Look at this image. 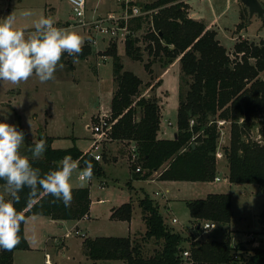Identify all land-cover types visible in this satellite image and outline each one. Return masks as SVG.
<instances>
[{"label": "trees", "instance_id": "obj_1", "mask_svg": "<svg viewBox=\"0 0 264 264\" xmlns=\"http://www.w3.org/2000/svg\"><path fill=\"white\" fill-rule=\"evenodd\" d=\"M141 7L152 11L133 16L126 22L129 30L125 40L126 54L143 59L144 48L138 34L143 28L148 53L166 66L179 58L181 83L176 130L171 137L160 136L162 102L158 95L143 92V79L124 68L116 40L106 49L112 57L113 79L117 85L110 101L114 118L111 136L136 144L138 160L131 164L134 175L146 179L159 171V178L167 180L212 181L218 173L216 151L220 148L221 130L228 128V141L221 147L228 167L227 178L232 183H256L264 191V78L260 77L264 72V44L240 39L234 44L232 58L217 37L216 29L189 16L184 0H152ZM91 45L88 41L82 44L81 52L75 56L86 58L93 51ZM220 120L226 123L220 125ZM255 126L262 136L260 139L252 137ZM52 139V136L46 138V150L41 156L32 158L24 154L41 175L58 167L65 156L78 160L84 167L89 161L92 172H101V165L88 152L75 145L53 147ZM138 164L140 171L135 170ZM0 184L5 186L2 179ZM9 196L8 199H12L11 193ZM186 204L195 229L191 235L184 236L182 231L168 224L160 212L159 202L146 194L139 199L146 225L141 236H86L83 253L93 261L118 259L125 264H183L185 261L264 264V210L259 217L262 245H252L254 237L233 245L231 235L225 239L214 235L207 239L197 236L204 221L231 223L230 192H210L205 197L187 199ZM14 205L23 213L25 221L31 214L57 221L79 220L90 212V188L88 185L72 187L71 200L65 205L62 199L39 188L33 195L26 186L20 190ZM119 212L120 219L130 220L131 202L124 203ZM25 221L20 225L18 243L12 249H0V264H14V251L30 248ZM151 238L160 246L149 251L147 246ZM186 241L188 247L184 246ZM186 249L190 257L183 256Z\"/></svg>", "mask_w": 264, "mask_h": 264}, {"label": "rangeland", "instance_id": "obj_2", "mask_svg": "<svg viewBox=\"0 0 264 264\" xmlns=\"http://www.w3.org/2000/svg\"><path fill=\"white\" fill-rule=\"evenodd\" d=\"M94 1L96 0H87L88 8L93 7ZM147 1L152 0H136V3L142 6ZM260 1L264 4V0ZM190 3L194 14L207 23L217 18L213 22L215 26L207 27L216 29L217 37L227 47L232 58L235 56L234 44L240 39L246 38L252 43L264 44V17L257 13L250 16L248 8L241 1L190 0ZM53 6L58 11H54ZM106 7L107 11L112 8L121 11V6L117 4ZM25 10H30L31 15H23ZM148 10L152 11V9ZM192 11L188 5V13L191 14ZM9 13H14L16 17L15 26L26 32L34 30V21L41 16L50 17L54 22L65 21L71 17L70 20L75 22L71 5L66 0H0V17ZM242 23L245 25L240 28ZM56 25L61 26V23L56 22ZM67 28L76 31L79 29L73 26ZM88 30L87 27L81 30L85 32L84 42H91L94 38L97 40V44L91 45L93 51L89 59L79 57L74 59L72 55L63 53L54 77L50 80L42 82L33 75L15 84L9 81L0 82V119H7L9 123L17 125L19 129L22 127L24 133L26 132L25 140L19 149L22 155L32 156L31 148L35 142L44 139L46 143L48 136L53 137V147L66 148L75 145L85 148L93 143L95 135L88 126L99 120L100 111L105 113L110 111L109 90L117 87L113 79L112 57L106 53V49L110 47L113 40L117 41L118 53L124 68L134 71L143 79L142 91L147 94H157L160 101L168 105L162 115L161 125L170 120L173 123L171 127L176 130V106L179 101L178 92L181 83L179 58L167 66L158 58H154L145 48L147 39L143 28L138 32L139 43L144 48L141 60L126 54V42L120 36H106L96 33L93 29ZM102 55L105 57L103 58ZM148 62L149 67L146 66ZM164 73H166L165 79H161L160 76ZM260 77L264 78V72H261ZM254 128L253 138L259 135L258 127ZM170 134L173 135L174 132L171 131ZM228 138V128L222 129L218 147H223ZM99 144L97 152H101L102 158L96 162L101 167L103 164L105 173L92 172L91 178L86 177V180H83L84 184H89L92 198V207L87 218L82 219L78 227L73 224L75 221L66 222L62 228H56L55 225L41 226L42 232L53 233L54 230L60 232L55 238L50 239L51 247L47 250L52 255L53 251L58 247L62 248L64 243L70 242L71 239L72 241L81 240L88 233L127 235L129 229L139 228L142 223L140 215L142 209L137 200L145 193L159 202L160 212L166 222L182 231L184 236H188L195 233V229L189 220L190 213L185 200L205 197L210 192H230L233 203L231 223L222 224L213 220L217 226L208 230L202 227V231L197 236L207 239L214 235L218 239H225L231 235V243L254 237L252 245H262L263 234L260 232L262 226L259 217L264 210V191L256 183H232L228 178L224 180L228 174L225 155L217 157V175L222 178L221 180L178 182L176 185L169 186L170 192L167 196H171V199H168L154 193L156 190L160 191L162 186L150 183L146 179L130 180V164L132 163L129 144L126 145L125 141L114 139L112 136ZM79 174L78 166L73 170L72 176L77 177ZM152 174H159V171ZM9 193L5 190V186L0 184V198L8 199ZM98 198L103 200L99 202ZM126 202H131L133 212L135 211V217L130 226L126 220L119 221L124 219L118 217L121 206ZM173 216L178 221L174 222ZM76 228H80V233L75 232ZM62 233L64 235H60ZM133 234L139 237L143 232L136 230ZM156 243L151 238L147 246L149 251L160 246ZM184 246H189L188 241L184 242ZM44 258L43 251L27 253L24 249H17L15 252V264H44ZM69 264L80 263L72 261ZM183 264H191V262L185 261Z\"/></svg>", "mask_w": 264, "mask_h": 264}, {"label": "clouds", "instance_id": "obj_3", "mask_svg": "<svg viewBox=\"0 0 264 264\" xmlns=\"http://www.w3.org/2000/svg\"><path fill=\"white\" fill-rule=\"evenodd\" d=\"M23 15H31L25 10ZM15 15L9 13L0 17V82L13 84L35 75L40 81L54 77L63 53L72 55L81 52L85 37L80 32L57 26L50 17L41 16L34 21V30L26 32L15 26ZM25 140V133L7 119H0V179L12 199L0 198V249H12L19 240L20 225L25 216L18 211L14 201L24 187L35 195L41 189L62 199L67 205L72 197L70 178L78 162L65 156L59 166L41 175L29 157L19 151ZM46 150L44 139H39L31 148L32 158L41 156ZM83 177L92 176V164L85 162Z\"/></svg>", "mask_w": 264, "mask_h": 264}, {"label": "crops", "instance_id": "obj_4", "mask_svg": "<svg viewBox=\"0 0 264 264\" xmlns=\"http://www.w3.org/2000/svg\"><path fill=\"white\" fill-rule=\"evenodd\" d=\"M66 1L68 2V0H66ZM239 1H241V0H239ZM185 2L189 5V9H191V11H192V8L193 7H192V5L190 3V0H186ZM115 4H117L119 7L121 6V3L118 0H96V1H94L93 7L88 8V5H87V14H88V17L89 18H93V17H97V16H101V15H106L107 13H109L111 11L119 12L118 10H115L113 8L111 10H108V11L106 10V8H107L106 6H109V5L114 6ZM54 7L55 6H53L52 8L54 9ZM55 10H56V7H55L54 11ZM56 11H58V10H56ZM189 16H191L193 18H196V19L203 20V19H201V17L196 16L193 11L191 12V14ZM70 19H71V17H70ZM70 19L68 18L65 21L56 20L55 23L56 22H60L62 27H69V26L70 27L71 26H73V27H79L78 32H80V34L85 37V32L81 31L85 27L80 26V25H77L76 18H74L75 22L73 20H70ZM215 19H217V18L215 17ZM214 20L211 21V22H209V23H207L204 20L203 21L207 24V26H210V27L212 26L213 27V26H215L213 24ZM88 29L89 28H87V30ZM88 42L91 43L90 41H88ZM90 57H91V54H89L85 59H89ZM165 74L166 73H164L162 76H160V78L161 79L162 78L165 79ZM109 92H110V101H111V97H112L113 90L110 89ZM109 105H110V103H109ZM167 106L168 105L165 102L162 103V115L164 114L165 109H166ZM12 107L14 108V106H12ZM176 107L178 108V104H177ZM99 111H100V109H99ZM15 116H17V115H15ZM172 124L173 123L172 122H169V120H167V123L163 122V125H161V128L159 130L160 136L171 137L172 135L170 134V132L171 131L172 132H175V129H173L171 127ZM21 129H22V127H21ZM127 144L130 145L131 143L126 142V145ZM89 147H90V145L86 146L85 148H80V149H82V150L84 149L86 151ZM126 150H128V149L126 148ZM76 161L78 162V160H76ZM78 166L80 167V174L77 177L71 176V178H70V183H71L72 187H77V186H81V185H88L89 186V184H84L85 182L83 180H86V177H84V178L81 177L82 172L84 170L83 167H82V165L81 164H78ZM101 171H103L105 173L103 164H102ZM130 174H131L130 175V180L143 179V178H137L134 175V172L132 171V169H130ZM217 176H219V175H217ZM87 179H88V177H87ZM146 180L148 182H150V183H155V184H158L159 186H162V189H160V191L159 190H156L154 193L156 195H159L160 194V195H162V196H164L165 198H168V199H171V196H167V194L170 192L169 186L176 185L178 182H197V181H187V180H167V179H162V178H159V174H151L150 176H148L146 178ZM130 183H131V186H132V182H130ZM99 185L102 186L103 184L102 185L99 184ZM89 188H90V186H89ZM146 194L147 193H145L144 195H146ZM143 196H140L138 198V200H137L138 201V205H139V199L142 198ZM90 197H91V194H90ZM101 200H103V199L98 198V201L99 202ZM186 200H185V203H186ZM91 207H92V198H91ZM91 207H90V210H91ZM159 207H160V204H159ZM134 214H135V211L133 212L131 219L130 220H126V222L129 223V226L131 225V221H132L133 217H135ZM140 215H141L142 223L139 225V228H137L135 230H130L129 229L127 235H130L132 237H135L136 234L134 235L133 233L136 232V230H140V232H143V233L145 232L146 225H145V222L143 220V213L141 212ZM109 216H110V214L108 215V217ZM90 217H91V214H90ZM174 217L175 216H173V218ZM173 218H172V220H173ZM82 219H84V218H81L79 220H63V221H57V220L52 219V218H50L48 216H45V215H37V214H31V215H29L26 218V221H25V231H26V235H27V238H28V241H29V244H30V248L24 249V250L27 253L43 251V253L45 255L44 264H46L45 262H46L47 253L50 255L51 260L53 261V264H69L72 261H77L80 264H82V263L83 264H125V262L123 260H118V259L93 261V260L87 258V256L83 253V246H82V244H83L84 238L86 236H97V235H100V234H94L93 235V234L88 233L85 237H82L81 240L75 239V240L72 241V239H71L70 242L68 241L66 244L64 243V246L62 248H59V247L56 248L53 251V255L50 252H48V250H47L48 247H51L50 239L51 238H55L57 235H59L58 233H60V232H58L56 230H54L55 232H53V233H50V232H42L41 231V226H44L45 225V226L52 227L53 225H55L56 228H62L66 222H68V221H75L73 224H75L76 227H78L79 226V222ZM111 219H113V218L111 217ZM189 220L191 221V219H189ZM119 221H125V220H119ZM78 229H80V228H78ZM60 235H64V234L62 233ZM62 240L64 241V239H62ZM54 244H56V243H54ZM15 252H16V250L14 251V264H15ZM52 256H53L54 260H53Z\"/></svg>", "mask_w": 264, "mask_h": 264}, {"label": "built area", "instance_id": "obj_5", "mask_svg": "<svg viewBox=\"0 0 264 264\" xmlns=\"http://www.w3.org/2000/svg\"><path fill=\"white\" fill-rule=\"evenodd\" d=\"M121 3V11L115 12L111 11L107 13L106 15H101L93 18H89L87 14V0H68L72 7V12L74 17L77 20V25L87 27L89 29H93L96 33H99L101 35H108V36H114V37H121L122 39L126 40V36L129 32L127 28L126 22L133 16L137 15H144L146 13L151 12L150 10H144L140 5L136 3V0H118ZM92 44H97V40L91 39ZM104 58L105 55H102ZM193 119L191 122L193 123ZM169 122H171L169 120ZM114 123V118L112 117L111 110L108 113L101 112L99 115V120L95 123H92L88 127L93 131V134L95 135V140L90 145V147L86 150L96 160H100L102 158L101 152H97L99 148V143L102 141L109 139L111 137V130L112 125ZM220 124H223L224 121L220 120ZM262 136L259 133L257 139H260ZM130 154H131V163L136 162L138 160V152H137V146L135 143L130 144ZM223 154V151L221 148H218L216 151L217 157H221ZM141 165L138 164V166L135 168L136 171H140ZM82 178H84L81 175ZM220 176H216L215 180H220ZM227 179V177L224 178V180ZM88 215V214H87ZM87 215L83 218H87ZM173 221H177V218L174 217ZM217 226V223L215 221L207 220L204 221L202 224L203 229H212ZM72 231V230H71ZM70 231V232H71ZM70 232L68 234H70ZM75 232L78 234L80 233V229L76 228ZM233 245L235 243H232ZM184 257H190V252L188 249L184 250L182 252ZM46 264H53L50 255L47 253L46 257ZM191 264H197L191 262Z\"/></svg>", "mask_w": 264, "mask_h": 264}, {"label": "water", "instance_id": "obj_6", "mask_svg": "<svg viewBox=\"0 0 264 264\" xmlns=\"http://www.w3.org/2000/svg\"><path fill=\"white\" fill-rule=\"evenodd\" d=\"M241 2L248 8L250 16L257 13L264 17V5L260 0H241Z\"/></svg>", "mask_w": 264, "mask_h": 264}]
</instances>
